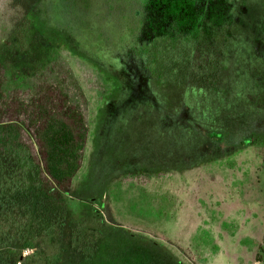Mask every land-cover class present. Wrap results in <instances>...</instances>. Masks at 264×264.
Instances as JSON below:
<instances>
[{
	"label": "rangeland",
	"instance_id": "rangeland-1",
	"mask_svg": "<svg viewBox=\"0 0 264 264\" xmlns=\"http://www.w3.org/2000/svg\"><path fill=\"white\" fill-rule=\"evenodd\" d=\"M95 1L0 0L9 86L59 51L88 100L60 232L11 248L15 264H264V0H223L219 32L152 36L115 10L120 0ZM85 69L104 75L108 95ZM131 164L160 173L123 181ZM21 176L0 156V185Z\"/></svg>",
	"mask_w": 264,
	"mask_h": 264
},
{
	"label": "trees",
	"instance_id": "trees-1",
	"mask_svg": "<svg viewBox=\"0 0 264 264\" xmlns=\"http://www.w3.org/2000/svg\"><path fill=\"white\" fill-rule=\"evenodd\" d=\"M60 1L49 3L58 8ZM220 1L120 0L115 10L128 13V20L136 22L148 36L167 29L187 34L195 25L202 33L219 32L221 28L215 25L223 27V15L229 12V3ZM89 5L85 6L88 10ZM96 12L93 10L94 15ZM28 25L25 19L15 31L22 35L24 44ZM13 51L18 53L17 48ZM20 75L25 85L9 86L7 68L0 61V156L11 155L23 167L18 181L12 178L11 183L0 185V264H15L11 248L54 238L60 232L67 208L65 194L81 167L89 134L87 96L65 56L56 51L41 66L16 71L13 78ZM83 75L87 86L99 91L101 97L110 93L111 85L102 73L85 69ZM155 173L160 172L131 164L122 178L143 176L146 182ZM20 183L29 190L20 189ZM31 191L41 200L37 208L28 197Z\"/></svg>",
	"mask_w": 264,
	"mask_h": 264
}]
</instances>
